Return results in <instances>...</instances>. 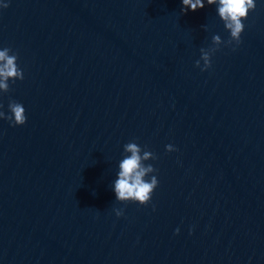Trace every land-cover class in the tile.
Returning <instances> with one entry per match:
<instances>
[{"label":"water","instance_id":"95a60500","mask_svg":"<svg viewBox=\"0 0 264 264\" xmlns=\"http://www.w3.org/2000/svg\"><path fill=\"white\" fill-rule=\"evenodd\" d=\"M4 3L25 78L0 103L27 122L0 119V264H264V0L232 46L207 0ZM132 141L159 157L148 205L116 200Z\"/></svg>","mask_w":264,"mask_h":264},{"label":"clouds","instance_id":"9594fccd","mask_svg":"<svg viewBox=\"0 0 264 264\" xmlns=\"http://www.w3.org/2000/svg\"><path fill=\"white\" fill-rule=\"evenodd\" d=\"M182 13L186 14L189 9L197 11L205 7V0H182ZM208 5H216L219 17L223 20L226 29L230 32V39L226 42L228 46L242 43L241 36L246 25L243 23L251 12L257 8V0H207ZM9 3L0 4V8L6 9ZM214 47L211 49L201 48V59L196 61V67L207 71L212 66V55L219 50V46L225 42L219 35L213 37ZM235 50V49H234ZM19 55L13 53L11 48L0 49V91L8 93L11 91L9 81L24 80V71L18 64ZM0 103V119L7 120L12 127L22 126L27 122L26 109L22 103L10 99L6 114ZM126 155L119 163L118 178L114 181V192L116 200L127 202H138L141 205H148L153 193L159 186L158 172L152 164H145L149 160H157L159 157L151 151L142 149L137 142L132 141L124 145ZM168 152L178 151L173 145H166ZM130 154V155H128ZM117 217L123 216L122 209H114ZM179 234V229H176Z\"/></svg>","mask_w":264,"mask_h":264}]
</instances>
